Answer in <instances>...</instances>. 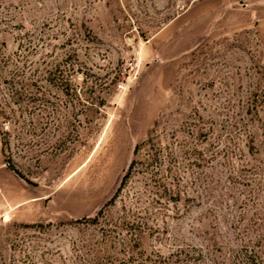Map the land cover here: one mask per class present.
<instances>
[{
    "label": "rangeland",
    "instance_id": "374dc122",
    "mask_svg": "<svg viewBox=\"0 0 264 264\" xmlns=\"http://www.w3.org/2000/svg\"><path fill=\"white\" fill-rule=\"evenodd\" d=\"M262 89L264 0H0V264H235Z\"/></svg>",
    "mask_w": 264,
    "mask_h": 264
},
{
    "label": "trees",
    "instance_id": "16d2710c",
    "mask_svg": "<svg viewBox=\"0 0 264 264\" xmlns=\"http://www.w3.org/2000/svg\"><path fill=\"white\" fill-rule=\"evenodd\" d=\"M7 62V61H5ZM4 62V63H5ZM261 93L264 94V89H262L260 91ZM257 97V94L255 95ZM264 112V100H257V98H253L249 103H247V112L250 113L252 115V117H258V114L260 112ZM252 138V135H251ZM139 147H135L134 148V153L137 151ZM135 164V161L132 160L127 168L126 173L124 174V176L122 177V182L124 180H126L133 168ZM10 168H12L13 170H15L13 168L12 165H8ZM17 173V171H16ZM114 197H112L110 199V202L113 200ZM96 220V219H94ZM131 229V227L129 228ZM130 237L132 240L135 241H139L140 237L138 235V233L136 232H130ZM264 235H261V237H259L257 239V241H249V240H245L242 241L243 243L241 244V246L238 248V250L232 254L235 264H264ZM129 239L123 238L122 239V244L124 247H122V251L123 252H128V249H132L133 245H129L128 243ZM263 241V242H262ZM251 243V245H249L248 243ZM260 246L261 250L257 251V249H254L255 246ZM156 258H152L150 256H147L146 258H141V259H136L133 255H129L127 258H115L114 257V261H112L111 263H118V264H127L126 262H136L135 264H146V260H149V264H161V258L160 255L156 254ZM159 257V258H158ZM190 258H194L193 256H191Z\"/></svg>",
    "mask_w": 264,
    "mask_h": 264
}]
</instances>
